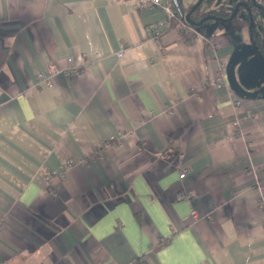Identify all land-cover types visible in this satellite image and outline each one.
<instances>
[{"label": "crops", "instance_id": "obj_1", "mask_svg": "<svg viewBox=\"0 0 264 264\" xmlns=\"http://www.w3.org/2000/svg\"><path fill=\"white\" fill-rule=\"evenodd\" d=\"M134 1L0 0V264H264L247 20L155 38Z\"/></svg>", "mask_w": 264, "mask_h": 264}, {"label": "rangeland", "instance_id": "obj_2", "mask_svg": "<svg viewBox=\"0 0 264 264\" xmlns=\"http://www.w3.org/2000/svg\"><path fill=\"white\" fill-rule=\"evenodd\" d=\"M237 0H214L212 2H207L203 1L202 4L198 7L197 13L200 15L206 16L209 14L220 16L219 14H226L228 11H231L233 4ZM253 8H254V13L256 14V18L259 19L261 18L260 15L264 14V0H251ZM220 17H225V16H220ZM247 19L246 16H244V13L238 12L236 14V17L234 20H229V21H222V20H216V18H210L196 26L198 29L203 28L209 36L213 34L214 32L212 31V25L213 24H220L223 26H227L228 23L234 22L235 20L238 19ZM256 21L254 20L252 23L254 25L255 30L257 29L256 26ZM237 23V22H236ZM259 29V28H258ZM247 33L248 27L246 28ZM247 35V34H246ZM238 58H234L232 61V64L235 62L237 63ZM251 60V59H250ZM248 64V65H247ZM246 63H243L240 67V77L238 78V81H245L248 85L250 83H254L257 81L258 84H262L264 86V60H259V58H253V60L249 61ZM259 88V87H258ZM258 88L256 89L255 92H257ZM261 91V90H258ZM251 92H254L252 89Z\"/></svg>", "mask_w": 264, "mask_h": 264}, {"label": "built area", "instance_id": "obj_3", "mask_svg": "<svg viewBox=\"0 0 264 264\" xmlns=\"http://www.w3.org/2000/svg\"><path fill=\"white\" fill-rule=\"evenodd\" d=\"M134 3L138 7H158L162 10V14H164V18L160 21V23H156L152 26H150V30L154 32L155 38H158V36L162 33L163 30L160 29V27H164V29L171 27L172 25H175L178 27V30L184 36L183 38L186 39H193L195 41L198 40H204L206 37L193 25H190L186 20H184L180 16V10L178 8V5L174 0H135ZM179 3V1H178ZM180 7V4H179ZM122 55L121 51L117 52V56L120 57ZM225 61L220 62L219 64V71L220 76L219 80L217 81V86L224 83L222 80L224 77V70L226 67ZM47 71L45 74V78L48 83V86H52L51 78L58 72V68L56 65H49L48 68H46ZM241 100H237L236 104H240ZM67 165L62 164L59 166L61 169H64ZM185 169H182V171L179 173L180 178L185 177ZM261 206H264V199L261 198ZM195 216V213H192Z\"/></svg>", "mask_w": 264, "mask_h": 264}, {"label": "flooded vegetation", "instance_id": "obj_4", "mask_svg": "<svg viewBox=\"0 0 264 264\" xmlns=\"http://www.w3.org/2000/svg\"><path fill=\"white\" fill-rule=\"evenodd\" d=\"M182 1L183 5L182 6L183 8H181L182 11H180L182 14L186 15L187 12L190 10V8L195 4L196 0H191L189 1L188 0V3L187 5L184 4V0H180ZM238 2H246L248 4V6H250V11H252V14H253V21L255 20L256 22V26H257V29L255 30L254 28V25H253V30H252V36H253V40H254V43L256 45V48L259 49V51L262 53V55H264V45H262V38H264V14H261L259 19L256 18V14L254 13V8H253V5H252V2L251 0H237L234 4H233V7L232 9L234 8L235 4L238 3ZM180 3V2H179ZM202 3V2H201ZM231 9V11H232ZM247 9L246 5H240L239 8H237L236 13L238 12H241V13H244V16L247 17V22L249 21V16H248V12L245 11ZM196 9H194L192 12H190L191 14H189V16L194 19L196 22L200 19L199 17H197V15H195L196 13L195 12ZM230 12V11H229ZM231 14V12H230ZM203 17V16H202ZM201 17V18H202ZM198 18V19H197ZM246 22V23H247ZM248 25V24H247ZM259 28V29H258ZM249 43H250V48H252L254 50V46L252 45V41L250 40L249 38ZM255 51V50H254Z\"/></svg>", "mask_w": 264, "mask_h": 264}, {"label": "water", "instance_id": "obj_5", "mask_svg": "<svg viewBox=\"0 0 264 264\" xmlns=\"http://www.w3.org/2000/svg\"><path fill=\"white\" fill-rule=\"evenodd\" d=\"M176 2V4L178 5V8L179 10L181 11V7L184 6L182 1H180V3H178L177 0H174ZM203 1H207V2H212L214 0H196L195 4L190 8V10L187 12V14L185 15V19L188 23H190L191 25H194V26H198L199 24H201L202 22H204L205 20L207 19H210V18H216V20H224V21H229V20H232L234 19L235 15L237 14L235 10H237V8H239V6L242 4V5H246L247 9L245 11L248 12V16H249V21L247 22L248 23V31H249V38L250 40L252 41V45L254 46V50L256 52V55L257 57L259 58V60H264V55H262V53L259 51L258 48H256V45L254 43V40H253V36L251 35L252 34V30H253V14H252V11H250V6H248V4L246 2H238L235 4L234 8L232 9L231 14L229 17H220V16H216V15H212V14H209V15H206V16H203L202 18H200L197 22L192 19L189 14H191L190 12H192L194 9H197L203 2ZM179 4H180V7H179ZM181 14V12L179 13ZM183 15V14H181ZM262 45H264V38H262ZM264 47V46H262Z\"/></svg>", "mask_w": 264, "mask_h": 264}, {"label": "trees", "instance_id": "obj_6", "mask_svg": "<svg viewBox=\"0 0 264 264\" xmlns=\"http://www.w3.org/2000/svg\"><path fill=\"white\" fill-rule=\"evenodd\" d=\"M177 1H179V0H177ZM180 2V1H179ZM181 8H183V7H181ZM182 11V10H181ZM197 11H198V8L195 10V12L194 13H196L195 15H197V17H199V18H201L203 15H200L199 13H197ZM182 14V13H181ZM180 14V16L184 19V20H186L185 19V15L183 14V15H181ZM220 16H225V17H229L230 16V12L228 11L225 15L224 14H219ZM235 17H236V15H235ZM234 17V18H235ZM198 19V18H197ZM234 20V19H233ZM187 22V21H186ZM190 24V23H189ZM191 25V24H190ZM194 26V25H193ZM196 27V26H195ZM197 28V27H196ZM200 30V29H199Z\"/></svg>", "mask_w": 264, "mask_h": 264}]
</instances>
